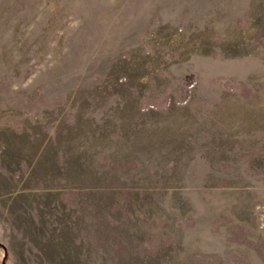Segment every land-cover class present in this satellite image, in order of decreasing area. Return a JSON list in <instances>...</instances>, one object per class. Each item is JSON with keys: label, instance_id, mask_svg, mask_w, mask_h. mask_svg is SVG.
Masks as SVG:
<instances>
[{"label": "rangeland", "instance_id": "1", "mask_svg": "<svg viewBox=\"0 0 264 264\" xmlns=\"http://www.w3.org/2000/svg\"><path fill=\"white\" fill-rule=\"evenodd\" d=\"M0 264H264V0H0Z\"/></svg>", "mask_w": 264, "mask_h": 264}]
</instances>
